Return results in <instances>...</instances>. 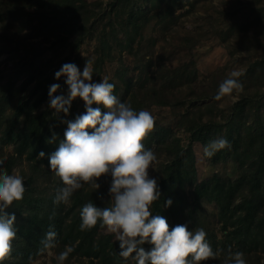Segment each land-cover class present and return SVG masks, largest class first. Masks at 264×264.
<instances>
[{
  "label": "rangeland",
  "instance_id": "1",
  "mask_svg": "<svg viewBox=\"0 0 264 264\" xmlns=\"http://www.w3.org/2000/svg\"><path fill=\"white\" fill-rule=\"evenodd\" d=\"M37 1L0 0V118H3L0 119V162L4 163V170H16L23 176L25 188L42 191L43 197H49L47 191L55 192L61 186L59 177L49 168V154L39 156L45 145L33 142V138L25 141L26 145L14 139L10 141L7 131L15 137V133L19 135L15 130L22 127L21 120L40 115L51 126L55 125L52 132L58 141L63 140L66 121L80 114L83 101L76 98L68 114L56 113L49 107L48 94L41 96L35 85L37 81H41V88L46 81L48 86L59 83L61 87L54 95H66L64 78L57 80L54 73L67 62L75 63L80 70L88 62L93 81L107 77L115 85L113 94L128 104L131 91H139L136 93L139 105L142 102V109L154 116L156 132L143 141L156 156L148 169L150 177L162 175L175 153L187 150L189 145L199 182L215 173L231 179L237 177L239 168L235 160L209 159L205 147L217 138L227 137L226 126L234 116L238 121L236 129L253 126L255 130L256 121L264 127V0H77L87 11V17L82 13L79 23L84 26L75 34L64 33L67 27L63 31L51 30L37 21L27 20V11L33 12L37 5L52 17L56 8L60 11V4L68 0ZM6 7L23 13L15 14L16 20H11V15L4 11ZM62 8L70 10L67 6ZM63 16L51 21L60 17L58 22L67 26L74 21L69 11ZM234 70L241 73L237 78L241 87L220 100L214 99L219 84ZM147 92L155 93V99L144 100ZM243 96L250 101L242 114L235 115L232 107ZM15 118L16 129L7 130V122ZM37 160L42 166L40 173L31 167L38 164ZM30 169L35 172L36 182ZM110 182L107 175L98 179L108 194L104 197L107 206L111 203ZM81 189L95 188L85 182ZM70 201L63 202L62 209L66 210ZM191 204L189 200L186 206V211L193 210L194 216L187 224L188 230L203 228L217 253L200 264H224L228 253L236 251L244 254L247 264H264V240L260 230L253 227L255 221L249 230L245 221H242L244 226L233 227L238 225V211L234 214L229 211L223 217L209 199L195 209ZM96 227L98 233L110 234L115 239V234L99 222ZM233 229L234 235L230 233ZM65 246L73 251L64 264H106L98 256L81 254L89 247L76 251L75 245L66 243H55L28 259H18L22 264H57L56 256ZM124 263L135 264L130 258ZM7 264L11 263L7 261Z\"/></svg>",
  "mask_w": 264,
  "mask_h": 264
},
{
  "label": "clouds",
  "instance_id": "2",
  "mask_svg": "<svg viewBox=\"0 0 264 264\" xmlns=\"http://www.w3.org/2000/svg\"><path fill=\"white\" fill-rule=\"evenodd\" d=\"M240 75L239 71H232L219 84L214 99L220 100L239 89L241 84L237 78ZM54 76L57 80L64 78L67 93L54 95L61 85L51 84L49 107L56 113L68 114L72 102L79 98L85 108L83 113L66 121L64 139L48 156L50 170L62 182L54 202L66 203L85 182L98 189V179L102 175L110 176V205L84 204L79 212L81 230L91 229L99 222L109 233L115 234L119 256L130 258L135 264H200L215 257L217 253L203 228L190 231L186 224H176L169 230L166 217L151 211L161 192L157 178L150 177L148 172L156 156L143 141L154 128V116L122 102L113 94L115 85L107 77L93 81L88 62L82 70L75 63H64ZM94 104L106 110L102 113ZM228 146L226 138H217L205 147V155L211 156L214 150ZM39 156L44 157L45 153L41 151ZM4 169V163L0 162V264L11 253L16 237V215L6 210L14 201L22 200L25 193L23 176L16 170ZM171 203L169 198L165 206ZM56 235L51 230L45 233L41 241L45 249L54 246ZM146 244L150 246L147 250ZM72 251L70 246H65L56 256L57 264H64ZM228 257L224 264H247L240 251L229 252Z\"/></svg>",
  "mask_w": 264,
  "mask_h": 264
},
{
  "label": "trees",
  "instance_id": "3",
  "mask_svg": "<svg viewBox=\"0 0 264 264\" xmlns=\"http://www.w3.org/2000/svg\"><path fill=\"white\" fill-rule=\"evenodd\" d=\"M53 1L57 3L60 0ZM8 2L9 1H7V3ZM77 4V0H68L60 4L62 7H70V10L67 11L72 15L74 21L69 26H67V23L58 22V20H61L60 17H64L63 15L67 12L62 7L59 9L60 11H58L59 7H57L56 13L51 17L50 14H47L46 10L44 11L41 9L40 5H35L36 9H34L33 12L27 11V15L29 16L27 20L37 21L39 25L45 26L44 28L51 30L63 31L65 27H67L68 30L64 31V33L75 34L82 25L84 26L83 23H79V18L82 13L87 17V11L83 9L82 5ZM4 11L11 15V17L9 16L11 20H16L15 14L23 13L17 11L13 12L12 9L8 7H6ZM59 15L60 17L57 18L58 20L51 21ZM62 37L63 36H61V38ZM40 82L41 81H37L35 86L36 89H40L41 96H44L48 94L49 83L46 81L43 84V88H41ZM139 88L142 93L143 87L140 86ZM153 91L155 92L156 90ZM137 92L139 91H131L129 105L134 110L138 111L143 108L144 104L140 102L139 105L136 96ZM155 93L151 95L147 92L144 100H154ZM41 96L39 97L40 100L43 99ZM249 101L250 99L248 100L247 97L243 96L232 107L233 114H242ZM98 106L101 110L103 109L101 105ZM98 106L93 105V107ZM84 111L85 109L81 108L80 113ZM17 116L19 118V114H17ZM51 118L56 119L57 117L53 116ZM233 119H231L230 122L228 121L226 126V139L229 141V146L214 150V154L209 156V159L211 158L214 161H219L231 157L238 163L239 173L237 177L231 179L215 173L206 180L199 182L194 164V153L189 145L187 150L181 153L176 152L174 157L165 165L162 175L158 176L157 181L161 195L157 201L153 202L151 211L153 214H160L166 217L171 227L176 224L187 225L189 221L194 218L193 210L186 211L189 200H191V205L195 209L199 207L203 200L209 199L221 210V216L223 217H225L229 211H232L233 214L238 211V225H233V227L236 226L238 228L244 226L242 221H245V228L249 230L255 221L253 227L260 230L259 234L264 240V127L260 125V121L259 123L256 121L255 130L252 129L253 126L236 129L238 121ZM9 121L7 122V130L13 131L16 129L18 122L16 118L11 122ZM20 124L22 126L21 129L18 128L15 130V132L18 131L19 135L15 133L16 136L14 137L11 132L7 131V136H9L8 138L10 141L14 139L25 144V141L27 143V141L33 138V142L45 145V154L52 153L51 151H53L55 146L58 147V142L60 141H58L56 136L53 139L54 135L52 132L55 125L51 126L49 120L44 116L37 115L30 118L27 117L21 120ZM198 131L200 130L198 129ZM155 132L156 129L154 127L148 136H150V138L153 137ZM192 140L194 141L197 139L193 138ZM36 162L38 164L32 166L30 164V166L34 167L36 171L40 173L42 171L40 167L42 166L39 165V160ZM30 172L33 177V182H36L35 172L33 169H30ZM105 190L103 183L100 189H87L85 191L80 188L70 197L71 201L66 206L68 208L64 210L62 209L65 207L63 202H54L56 191H47L50 196L43 197L40 194L42 191H38L31 187L25 188L23 199L14 201L13 205L6 210L14 212L16 215V237L12 242L11 253L2 261V264H7V261L11 264H19L18 258H20V260L22 258L28 259L34 253L43 249L44 247L41 241L45 233L49 230L55 231L57 234L55 243H66L71 246L75 245L74 248L76 251L80 248L89 247L86 251H83V253L81 252V254L94 257L98 256L106 262V264H125L124 262L126 259L120 257L118 254L120 251L118 246L119 242L116 241V239L112 240L110 234L98 233V228L96 226L85 230H81L79 227V212L84 204L93 202L98 207L107 206L104 202V197L108 195L105 193ZM169 198H171L172 203L171 205L165 206V202ZM238 198L240 200L235 204V200ZM258 212H260L261 215H259ZM226 220L225 218V222ZM225 227L228 226L226 225ZM230 233L234 235L236 232L233 229L230 230ZM144 247L147 250L150 246L146 244Z\"/></svg>",
  "mask_w": 264,
  "mask_h": 264
}]
</instances>
